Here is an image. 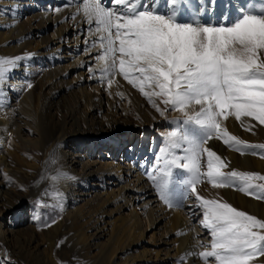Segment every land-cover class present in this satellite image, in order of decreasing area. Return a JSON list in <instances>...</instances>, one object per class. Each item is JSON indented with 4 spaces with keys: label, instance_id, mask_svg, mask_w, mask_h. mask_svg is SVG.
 Returning <instances> with one entry per match:
<instances>
[{
    "label": "bare ground",
    "instance_id": "1",
    "mask_svg": "<svg viewBox=\"0 0 264 264\" xmlns=\"http://www.w3.org/2000/svg\"><path fill=\"white\" fill-rule=\"evenodd\" d=\"M64 4L65 0H0V10L9 9L0 11V56L35 53L32 60L25 61L33 87L21 90L25 71L21 65L10 80L16 90L8 91L0 106V150L8 155L0 151V237L5 235L0 256L18 255L19 259L12 260L16 264H24L22 258L28 264H178L180 257L193 250L196 233L203 242L210 236L197 218L189 215L187 206L169 210L159 202L146 178L145 168L151 170L163 146L162 134L168 132L161 127L167 125L121 76L115 77L111 88L90 78L81 65L94 60L97 50L92 49L93 55H89L84 49L88 33L82 16L65 21L78 5L64 8ZM159 5L163 11L164 0H159ZM12 6H18L15 18ZM57 8L61 10L55 11ZM219 15L218 10L212 19L219 22ZM242 119L255 125L252 132L241 127L235 117L224 124L243 140L264 143V128L251 118ZM155 124L158 136L151 151L144 140L138 143L135 132L141 128L148 134ZM208 146L230 162L226 170L264 173V157L259 154L242 155L219 140ZM54 149L56 163L46 167ZM57 168L76 178L59 182L65 197L63 210H57L65 222L58 228V243L65 242L57 249H40L36 231L23 236L22 213L9 217L8 211L15 206L14 198L24 193L20 186L28 194L17 201L40 198L50 183L40 182L41 176H51ZM13 178L18 181L15 185L11 184ZM199 191L264 220V200L233 188L213 189L206 182ZM30 211L31 223L37 224L41 210L34 211L33 204ZM36 215L39 220L34 219ZM180 231L185 234L176 235ZM184 264L203 261L189 255ZM255 264H264V256Z\"/></svg>",
    "mask_w": 264,
    "mask_h": 264
},
{
    "label": "snow or ice",
    "instance_id": "2",
    "mask_svg": "<svg viewBox=\"0 0 264 264\" xmlns=\"http://www.w3.org/2000/svg\"><path fill=\"white\" fill-rule=\"evenodd\" d=\"M73 4L78 5L77 10L65 21L82 16L88 33L84 49L89 55L97 50L94 60L81 65L90 78L111 88L115 77L121 76L161 117L167 119L169 111L182 114L172 118L171 130L162 134L163 146L151 170L145 168L159 202L169 210L187 206L189 215L210 236L203 242L196 233L193 250L180 257L178 264H184L189 255L203 264H255L264 256V220L222 198L202 195L199 186L206 182L213 189L233 188L264 200V174L226 170L230 162L208 146L219 140L242 155L264 157V143L244 141L224 124L235 117L241 127L252 131L255 125L242 119L247 117L264 126V0L242 4L234 0H164L163 11L159 0H65L62 7ZM16 8L11 7L13 18ZM218 10L219 22L212 19ZM34 57L35 53L0 56V106L8 91L16 90L10 80L21 65L25 67L21 90L33 87L25 61ZM55 163L54 149L46 167ZM174 170L179 171L174 174ZM62 179L76 178L61 168L51 176H41L40 182L50 183L34 202V211L63 210ZM20 190L25 189L20 186ZM34 219L39 220V215ZM199 248L204 250L195 251ZM0 264L16 262L8 254L0 256Z\"/></svg>",
    "mask_w": 264,
    "mask_h": 264
},
{
    "label": "rangeland",
    "instance_id": "3",
    "mask_svg": "<svg viewBox=\"0 0 264 264\" xmlns=\"http://www.w3.org/2000/svg\"><path fill=\"white\" fill-rule=\"evenodd\" d=\"M169 112H171V111H169ZM172 112L170 115L167 116V119L160 116L162 121L167 125V126L161 127V129H165L164 131L171 130L172 125L170 124V121L172 120V118L176 117L175 115L173 116ZM253 122L260 129L264 128V126L259 125V123L256 122L255 120H253ZM156 125L157 124L153 125L149 129L150 132L148 134H143V132H142L143 129H141V128H139L135 132V138L139 141L138 143H140V141L144 140V142H146V145L148 146V148L151 151L154 149L156 136H158V132H156V128H157ZM250 132H252V131H250ZM261 137H263V139H264L263 134L261 135ZM244 141L251 143V141H248V140H244ZM259 143H262V142H259ZM159 147H160V145L157 147L156 151H158ZM82 149L85 150V147L83 146ZM0 151L3 155H5V154L7 155L5 150L1 149ZM9 158H11V157H9ZM13 162H14L15 166L18 165L16 160L13 159ZM16 163H17V165H16ZM17 167H20V166H17ZM262 174H264V173H262ZM12 180H13V181H11L12 185H15V182H18L14 178ZM19 190H20V188H19ZM20 192H21V190H20ZM22 192H24V193H21L22 196L20 195V197L14 198L15 206H13L12 209L8 211V216L10 217L15 212L20 211L22 213V218H23V221L20 219L21 220L20 221V229L23 230V236L27 237L28 235H30L33 232L32 230H34V232L36 231L38 234L37 238L40 242V249L50 250L51 246H53L54 248L57 249V244H58V240H59V232H60L58 230V228L62 229L63 223L65 222L62 218V214L60 213V211L53 210L51 208L42 209L41 213H40V221L37 224L31 223V221H30V219H31L30 209H31V205H33L36 200L32 197L31 198L26 197V198L22 199L21 201H17V200H20L22 197H24L25 194H28V192L26 190H24ZM53 219L56 220V223H54V224L51 223V221ZM45 224H50L51 226L45 227ZM4 237H5V235L1 236L0 241H3ZM16 258L19 259V256L18 255L17 256L16 255H10L11 260H15ZM20 260H22V262L24 264L29 263L24 258H22Z\"/></svg>",
    "mask_w": 264,
    "mask_h": 264
}]
</instances>
